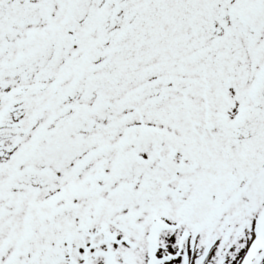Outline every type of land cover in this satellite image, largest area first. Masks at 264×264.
Listing matches in <instances>:
<instances>
[{
  "label": "snow or ice",
  "instance_id": "snow-or-ice-1",
  "mask_svg": "<svg viewBox=\"0 0 264 264\" xmlns=\"http://www.w3.org/2000/svg\"><path fill=\"white\" fill-rule=\"evenodd\" d=\"M0 264H264V0H0Z\"/></svg>",
  "mask_w": 264,
  "mask_h": 264
}]
</instances>
